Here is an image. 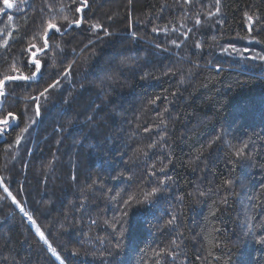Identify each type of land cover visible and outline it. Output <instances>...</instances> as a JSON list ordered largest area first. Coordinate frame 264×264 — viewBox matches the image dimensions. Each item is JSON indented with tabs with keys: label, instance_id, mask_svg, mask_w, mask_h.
<instances>
[{
	"label": "trees",
	"instance_id": "16d2710c",
	"mask_svg": "<svg viewBox=\"0 0 264 264\" xmlns=\"http://www.w3.org/2000/svg\"><path fill=\"white\" fill-rule=\"evenodd\" d=\"M257 53L264 0H0V264H264Z\"/></svg>",
	"mask_w": 264,
	"mask_h": 264
},
{
	"label": "snow or ice",
	"instance_id": "6c2138e0",
	"mask_svg": "<svg viewBox=\"0 0 264 264\" xmlns=\"http://www.w3.org/2000/svg\"><path fill=\"white\" fill-rule=\"evenodd\" d=\"M4 5L8 9H11L13 7V4L10 2V0H4ZM85 7H87V5H85ZM76 11L77 12H81L82 9L81 8H77ZM249 19H251V17H249ZM79 23H80V21H77L76 22L77 26H79ZM47 27H48V30L50 32H52L53 34L60 32V28L55 23H48ZM173 43H175V41H173ZM46 45H47V39L45 40V46ZM33 47H35V46H33ZM197 47H199V45H197ZM227 51H228L227 49H224V52L227 53ZM244 51H247V49H245ZM236 52H237V54L242 55V53L240 52V50H236ZM33 55H35V54L33 53ZM249 58H251V59L264 60V56H261L259 53H257L256 56L249 57ZM32 63L35 65L37 72L33 73L31 77H28V76H19V77H17V76H9L6 79L8 81H12V80H16V79L25 80V81H28L30 79H36L37 78V73L39 72V70L41 68V63H40V61L38 59H34L32 61ZM2 83H3V81H0V84H2ZM45 91H47V89ZM2 95H4V93L2 91H0V96H2ZM40 95L43 96L44 93H41ZM37 99H39V97H37ZM39 114H40L39 113V106H37L36 115L39 116ZM8 115L11 116L12 114L11 113H8ZM13 119H14V117H13ZM2 123L5 124V125H8L9 124V120L8 119H5V120L2 121ZM25 131H27V130H25ZM17 143H19V140L17 141ZM237 154L238 155H242L243 154V151L241 150ZM0 183H2V181H0ZM228 183H230V181ZM3 191H4V193L7 194V196H12V193L9 191V189L7 187H4ZM155 191H157V189H153V192H155ZM200 195H203V193H200ZM13 202L15 203V199L14 198H13ZM125 203H127V201ZM21 211L23 212L24 210L21 208ZM24 215L27 217V219L29 221L34 222L33 221V217L32 216H29L27 214V212H24ZM36 231L38 233H40V238L41 239H44V234L41 232V230L39 228H37ZM45 243H47V241H45ZM49 247L51 248V245H49ZM51 251H52V254L53 255H56V249L55 248H51Z\"/></svg>",
	"mask_w": 264,
	"mask_h": 264
},
{
	"label": "rangeland",
	"instance_id": "374dc122",
	"mask_svg": "<svg viewBox=\"0 0 264 264\" xmlns=\"http://www.w3.org/2000/svg\"><path fill=\"white\" fill-rule=\"evenodd\" d=\"M10 1H15V0H10ZM247 169L248 168L245 167V171L249 172ZM241 179H242L241 182H242L243 185L241 186V190H240L241 193L238 194L239 195L238 199H239V204H240L239 212L241 214H243V219H244L242 226H244L249 221L247 219V213H249V211L251 210L250 206L248 205V203L246 201L249 198L248 194H249V191H250V188H251V186H249V185L250 184L254 185L255 181H251V180L248 181V179L246 180L245 178H242V177H241ZM249 231L250 230L246 229V232H244V233H248Z\"/></svg>",
	"mask_w": 264,
	"mask_h": 264
},
{
	"label": "water",
	"instance_id": "95a60500",
	"mask_svg": "<svg viewBox=\"0 0 264 264\" xmlns=\"http://www.w3.org/2000/svg\"><path fill=\"white\" fill-rule=\"evenodd\" d=\"M11 3L13 4V7H14V5H15V1H12ZM13 7H12V8H13Z\"/></svg>",
	"mask_w": 264,
	"mask_h": 264
}]
</instances>
